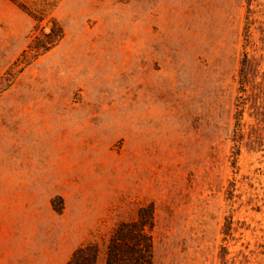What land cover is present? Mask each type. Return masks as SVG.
<instances>
[{
	"label": "rangeland",
	"instance_id": "1",
	"mask_svg": "<svg viewBox=\"0 0 264 264\" xmlns=\"http://www.w3.org/2000/svg\"><path fill=\"white\" fill-rule=\"evenodd\" d=\"M146 205L153 264H264V0H0V264Z\"/></svg>",
	"mask_w": 264,
	"mask_h": 264
},
{
	"label": "trees",
	"instance_id": "2",
	"mask_svg": "<svg viewBox=\"0 0 264 264\" xmlns=\"http://www.w3.org/2000/svg\"><path fill=\"white\" fill-rule=\"evenodd\" d=\"M62 38V29L57 21H52L49 32L43 37H35L28 45L33 57L49 51ZM246 67H248L246 65ZM240 71V88L245 92L249 84L250 75L245 69ZM245 94V93H244ZM237 115L242 119L243 111L248 108L260 109V100H249L248 103L240 98ZM55 202V201H54ZM154 214L151 205L142 206L137 210L134 220L120 222L113 228L105 242L103 264H153L152 230ZM99 249L96 244L90 243L77 248L66 264H97Z\"/></svg>",
	"mask_w": 264,
	"mask_h": 264
}]
</instances>
